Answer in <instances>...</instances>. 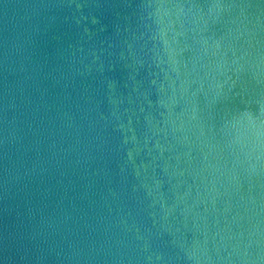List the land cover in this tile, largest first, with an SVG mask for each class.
Here are the masks:
<instances>
[{"label": "water", "instance_id": "95a60500", "mask_svg": "<svg viewBox=\"0 0 264 264\" xmlns=\"http://www.w3.org/2000/svg\"><path fill=\"white\" fill-rule=\"evenodd\" d=\"M0 264H264V0H0Z\"/></svg>", "mask_w": 264, "mask_h": 264}]
</instances>
